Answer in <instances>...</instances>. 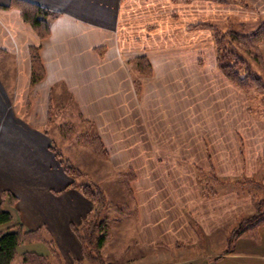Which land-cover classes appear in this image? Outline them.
<instances>
[{"label":"crops","instance_id":"1","mask_svg":"<svg viewBox=\"0 0 264 264\" xmlns=\"http://www.w3.org/2000/svg\"><path fill=\"white\" fill-rule=\"evenodd\" d=\"M12 1L0 0V95L4 97L0 106L6 104L16 112L29 103L30 125L38 127L26 133L20 129L14 136L43 148L40 130L64 123L65 113L72 115L74 124L89 121L111 166L132 175L125 185L124 203L140 251L120 264L163 262V256L168 262L162 264H191L194 259L182 254L196 252L211 234H221L222 239L224 222L238 215L234 205L242 201L229 188L215 198L208 196L202 188L210 187L208 181L199 183V175L232 184L264 178V124L247 118L245 92L217 69L209 32L190 30L186 21L171 18L185 14L178 19L193 25L211 21L222 11L220 4L215 0L187 4L182 0H15L55 15L48 37L40 41L19 10L10 7ZM35 45L40 46L44 75L30 87L25 84L28 48ZM142 57L153 74L142 79L137 95L125 61ZM19 78H24V86ZM49 109L56 114L50 124ZM15 122V127L27 125ZM0 143H7L3 150L7 159L21 152L16 140L0 138ZM29 155L35 168L42 165L36 152ZM45 157L49 165L44 167L58 172L53 155ZM57 183L53 191H65L61 195L66 202L76 200L84 207L80 194L67 189L69 180L59 177ZM16 197L24 202L21 192ZM37 205L35 198L33 214H39ZM64 234L68 244H77L69 227Z\"/></svg>","mask_w":264,"mask_h":264},{"label":"rangeland","instance_id":"2","mask_svg":"<svg viewBox=\"0 0 264 264\" xmlns=\"http://www.w3.org/2000/svg\"><path fill=\"white\" fill-rule=\"evenodd\" d=\"M182 1L187 4L195 0ZM198 2L197 4L204 5L202 4L204 2ZM215 2L220 4L219 6H221L222 11L218 12L217 17L215 16L211 21L201 20V22H204L193 25V22L183 19L186 18L185 14H179L183 18L178 19L179 15L177 14L173 16L175 18L172 16L171 18L175 21H186L185 25L190 30H207L197 27L204 25L213 27L222 42V53L218 54L221 64L227 62L233 65L236 61L240 62L237 68L239 76L245 77L251 75L258 77L261 85L264 87V41L255 38V35L260 32L258 28L264 22V0H215ZM228 4L236 6V8L227 6ZM221 8L219 7V9ZM181 9L183 8L181 7ZM24 23L29 25L27 22ZM207 31L209 32L208 34L211 33L209 30ZM34 33L41 41L48 37L49 30L47 35L42 37L35 31ZM239 39H246V41L241 45V42L238 41ZM31 48H37L39 56L40 46H30L28 48L29 57ZM212 48L214 52L212 55H214L213 58H215L217 66L218 56L214 43ZM2 54L3 50L0 49V55ZM207 55H211V51H208ZM39 61L43 71L42 75H44L40 56ZM125 64L133 77V87L135 93L138 95L142 79L151 77L153 74L151 65L145 57L128 58ZM29 67L28 82L25 83L24 78H19L20 86L27 85L28 83L27 86L31 87L41 81L32 82L34 76L30 60ZM221 75L232 86L236 87L222 73ZM236 88L245 92L246 105L244 107L247 118L250 117V120L264 124V88L262 90L255 89V87H249L245 90ZM0 98L1 104L4 97L0 95ZM71 116L69 113H65L63 115L64 123L61 122L62 124L59 126L47 127L40 130L43 135L42 139L45 140H43L45 145L41 148L40 145L38 146L36 143L28 141L24 137L14 136L15 131L20 129L25 133L34 132L30 130L33 126L29 122V103H26V106L22 107V110L16 112L6 104L4 107L3 105L0 106V138L16 140L21 151L18 152L15 159H7L3 155V150L7 146V143H0V174L2 175V179L0 178V202H2L3 209L9 211L11 214V227L19 224L23 227L24 231H41L42 235L39 242L20 244L14 261L11 264H26L25 254L33 259L30 264H114L115 262L120 264L126 262L128 258H135L139 254L140 250L133 239V230L126 220L128 217L131 218V213H129L127 204L124 203L126 201L125 185L131 181L132 175L126 169L117 170L111 166L106 149L93 124L86 120H83L81 124H74L70 118ZM15 120L27 122V125L15 127ZM47 120L48 124L56 120V114L51 112L50 109L47 111ZM96 138L99 141L102 155L96 154L91 147L95 144ZM40 141L41 136L38 137V142L40 143ZM29 150L36 152L39 160H41L42 165L38 163V169L35 168V164L30 158L29 153L32 152H29ZM55 154L59 155V159L63 163H68L81 172L82 175L74 179L78 186L83 184L95 186L104 195L105 207L101 210L100 214L90 216L89 219L91 218L92 220H87V222H90L88 231L92 229L93 224H100L99 233L97 235L95 233V238L99 234L105 235L104 242L98 252L100 257L99 262L91 260L96 256L92 252L91 254L88 253L90 250L93 251L92 248H86L85 250L89 254L88 257L83 255L82 246L74 232V230L83 231V229H86L84 224L86 225L87 222L84 223V221L88 215L92 214L93 204L85 199L78 190L69 187L73 180L63 172L59 159L55 157ZM50 155H53L57 162L56 170L58 172L56 173L53 168H49L48 170L47 167H44V164L45 166L49 165L45 156L50 157ZM34 170L36 174L32 173ZM60 170L63 173H60ZM59 177H62L64 181L69 180L67 189L80 194L83 200H85L84 207H81L76 200L73 201L72 199L74 198L71 196L70 200L72 202H66L65 197L61 195L65 191H53L51 189H57ZM198 178L201 184H205V181H208L210 187H202L203 192L205 194L207 192L208 196L215 198V196L221 194V190L229 188V190H236L230 192H235L233 194H236L237 197L241 196L242 201H239V206L234 205L238 215L232 214L230 220L226 223L224 222L222 228L224 232H221L223 235L222 239L220 237L221 234L218 236L211 234L205 237L206 241H204L203 246L199 243L196 252L182 254V258H193L194 260H192L191 264H264V231L259 230L261 226L258 228H246L241 235L233 240L230 247H226L227 236L239 226L241 221L250 219L255 214L258 203L253 206V198L254 200H258V202L262 200L260 207L263 206L264 178L259 179L257 176L255 178L240 179L241 181L239 182L243 184L239 187L236 186V182L232 184L229 181H218L216 176L213 175H199ZM248 181L255 182L259 186L253 188ZM19 192L23 194L24 202L19 197H16ZM3 193L6 196L3 195L2 197ZM49 197L52 200H49ZM35 198L38 200L37 207L39 214H36L37 212L33 214L30 211L31 208L33 209L31 202H34ZM59 226L60 228L58 229ZM68 227L78 241L74 246L68 244V241L63 238ZM5 229L2 228L1 230L4 231ZM202 234L205 235L204 232ZM237 239L239 240V244L234 249ZM232 251L235 254L224 259L226 255H232ZM241 252H246V254H241ZM170 256L173 257V260L181 259L179 255ZM167 258V256H163V262L154 261L150 264L167 263ZM150 259H153V257H150Z\"/></svg>","mask_w":264,"mask_h":264},{"label":"trees","instance_id":"3","mask_svg":"<svg viewBox=\"0 0 264 264\" xmlns=\"http://www.w3.org/2000/svg\"><path fill=\"white\" fill-rule=\"evenodd\" d=\"M175 2L176 0H171ZM10 7H15L19 10L21 14V18L23 19L24 22H27L30 27L40 36H45L47 35V32L49 30V24L54 18L53 13H49L46 10L39 8L37 6L25 3V2H20V1H12L10 4ZM198 28H203L209 30L211 33V37L213 40V43L216 48L217 56L218 54L222 53V42L219 39V36L217 34V31L213 29L211 26H197ZM206 27V28H204ZM260 32L255 35V38L257 39H262L264 41V22L260 25L258 28ZM238 41L241 42V45L246 41V39H239ZM30 63H31V68H32V74L34 76L32 82H38L42 78V68L40 66V61H39V56H38V50L37 48H31L30 49ZM240 62H235L233 65H230L229 63L223 62L221 64L220 62V57H217V67L219 71L236 87L245 90L249 87H255V89L262 90L264 87L260 83V79L258 77L254 76H245L241 77L237 73V68ZM94 146V147H93ZM91 146L92 149L95 151L96 154L102 155L101 152V147L99 144L98 139H95V144ZM55 157L59 159V155L55 154ZM59 164L62 167L63 172L70 178H72L73 182L69 185L70 188L78 190L81 195L90 201L93 204V211L92 214L88 215L87 219L84 221V223L87 222V220H92L91 218L89 219L90 216L92 215H98L100 214L101 210L105 207V198L101 190L96 188L95 186L91 185H80L78 186L74 179L78 176H81V172L78 169H75L74 167L70 166L68 163H63L59 159ZM245 181V180H244ZM250 186L253 188H257L259 185L255 182L248 181ZM235 184V183H234ZM243 183L238 182L236 183V186H240ZM6 196V194H2ZM2 199V198H1ZM254 201H256L254 203ZM262 201V200H261ZM260 202L258 200H252L253 206H256L255 209V214L250 218V219H245V221H241L239 226L233 230L228 236L226 240V247H230L232 245V242L234 239H236L239 235H241L246 228H258L262 225H264V199L263 203L260 207ZM12 223V217L9 211L3 209L2 207V202H0V264H11L14 261L15 255L17 253V249L20 244L23 243H32V242H39L41 241L42 235L41 231H24L23 227L19 224H16L14 226H10ZM90 222H87L86 229L81 232L74 230L75 235L77 236V239L79 240L81 246H82V252L85 257H88L91 252L94 253L96 256L94 257V261L99 262L100 257H99V249L101 248L103 242H104V237L105 235H100L95 236V233H99L100 230V224H93L92 229L88 231ZM102 227V226H101ZM2 228H6L4 231H2ZM86 248H92L93 251L90 250V252L86 253L85 250ZM25 260H27L26 264H30L31 261H33L32 258H29L30 256L24 255Z\"/></svg>","mask_w":264,"mask_h":264}]
</instances>
